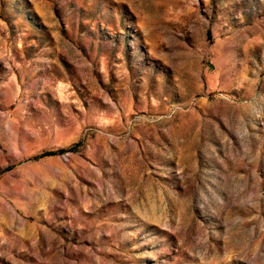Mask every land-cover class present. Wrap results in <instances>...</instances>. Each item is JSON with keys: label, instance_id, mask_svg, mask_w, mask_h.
Here are the masks:
<instances>
[{"label": "rangeland", "instance_id": "rangeland-1", "mask_svg": "<svg viewBox=\"0 0 264 264\" xmlns=\"http://www.w3.org/2000/svg\"><path fill=\"white\" fill-rule=\"evenodd\" d=\"M0 264H264V0H0Z\"/></svg>", "mask_w": 264, "mask_h": 264}, {"label": "trees", "instance_id": "trees-1", "mask_svg": "<svg viewBox=\"0 0 264 264\" xmlns=\"http://www.w3.org/2000/svg\"><path fill=\"white\" fill-rule=\"evenodd\" d=\"M64 151V149H59V150H57V151H51V152H48V153H46V154H57V153H60V152H63Z\"/></svg>", "mask_w": 264, "mask_h": 264}]
</instances>
